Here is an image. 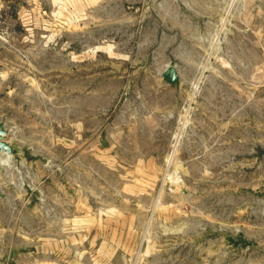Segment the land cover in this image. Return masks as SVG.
<instances>
[{
    "label": "rangeland",
    "instance_id": "obj_1",
    "mask_svg": "<svg viewBox=\"0 0 264 264\" xmlns=\"http://www.w3.org/2000/svg\"><path fill=\"white\" fill-rule=\"evenodd\" d=\"M0 124V264H264V0H0Z\"/></svg>",
    "mask_w": 264,
    "mask_h": 264
},
{
    "label": "water",
    "instance_id": "obj_2",
    "mask_svg": "<svg viewBox=\"0 0 264 264\" xmlns=\"http://www.w3.org/2000/svg\"><path fill=\"white\" fill-rule=\"evenodd\" d=\"M163 79L165 82L170 84L171 86H179L180 85V77L178 71L175 67H169L163 74ZM8 132L4 126V124H0V153L13 155V147L7 141Z\"/></svg>",
    "mask_w": 264,
    "mask_h": 264
}]
</instances>
